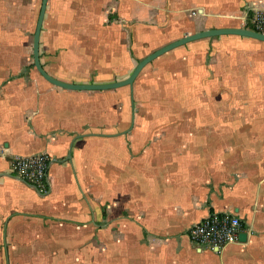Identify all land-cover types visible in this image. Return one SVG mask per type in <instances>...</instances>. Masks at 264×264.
<instances>
[{"label":"crops","instance_id":"obj_1","mask_svg":"<svg viewBox=\"0 0 264 264\" xmlns=\"http://www.w3.org/2000/svg\"><path fill=\"white\" fill-rule=\"evenodd\" d=\"M41 0H0V264H264V41L220 34L155 58L132 86L69 89L33 65ZM264 0H47L43 69L127 78L184 35L247 28ZM46 152L44 189L11 159ZM236 215L245 240L189 229Z\"/></svg>","mask_w":264,"mask_h":264},{"label":"built area","instance_id":"obj_2","mask_svg":"<svg viewBox=\"0 0 264 264\" xmlns=\"http://www.w3.org/2000/svg\"><path fill=\"white\" fill-rule=\"evenodd\" d=\"M249 29L264 35V9H253ZM51 157L46 152L11 159V172L19 179L44 189ZM243 231L239 218L229 213L214 212L194 223L189 239L196 246L222 247L238 240Z\"/></svg>","mask_w":264,"mask_h":264},{"label":"water","instance_id":"obj_3","mask_svg":"<svg viewBox=\"0 0 264 264\" xmlns=\"http://www.w3.org/2000/svg\"><path fill=\"white\" fill-rule=\"evenodd\" d=\"M46 2L47 0H41V6L40 11L33 35V45H32V56H33V65L36 68V70L39 72V74L49 81L50 83L63 87V88H69V89H90V90H103V89H109V88H116L120 86H132L133 81L135 80L136 76L139 74V72L143 69L145 65H147L149 62L154 60L155 58L159 57L160 55L166 53L167 51L178 47L180 45H183L189 41L203 38V37H209V36H215L220 34H237L247 37H252L255 39H259L264 41V35L261 33H258L256 31H253L251 29L247 28H223V29H209L205 31L196 32L190 35H184L183 37L167 44L159 49L153 51L152 53L145 56L143 59H141L136 66L134 67L133 71L130 73V75L121 80L116 81L113 83L108 84H89V85H78V84H69L62 81H59L55 79L54 77L50 76L42 67L40 58H39V36H40V29L42 25V20L44 17V12L46 8ZM246 234L240 233L238 239L239 240H245Z\"/></svg>","mask_w":264,"mask_h":264}]
</instances>
